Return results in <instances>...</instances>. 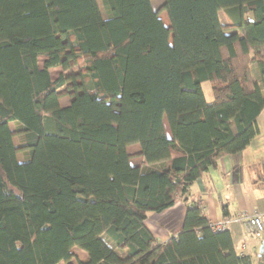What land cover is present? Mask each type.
<instances>
[{"label":"trees","instance_id":"1","mask_svg":"<svg viewBox=\"0 0 264 264\" xmlns=\"http://www.w3.org/2000/svg\"><path fill=\"white\" fill-rule=\"evenodd\" d=\"M160 10L168 26L152 0H0V264H252L188 193L259 132L264 0ZM178 198L182 227L159 242L144 221Z\"/></svg>","mask_w":264,"mask_h":264},{"label":"crops","instance_id":"2","mask_svg":"<svg viewBox=\"0 0 264 264\" xmlns=\"http://www.w3.org/2000/svg\"><path fill=\"white\" fill-rule=\"evenodd\" d=\"M226 17L225 20L220 15L222 23L227 27H232V21L227 15ZM251 18V15H247V19ZM206 83L208 82L201 84L202 90ZM262 92L264 95V90ZM204 97L208 103L212 102V91L211 95L209 93V98L205 93ZM257 124L258 134L243 150L221 157L215 167L210 168L190 185L189 201L196 200L204 204L203 212L208 221L243 211L264 213V108L257 117ZM166 132L169 135V131ZM132 145L138 146V144ZM128 152L131 155L132 165L145 163L144 157L139 154L140 149L136 150V154L133 155L130 151ZM179 155L181 152L178 150L171 152L172 157ZM186 209V202L178 198L164 211L151 213L144 224L159 242H165L180 231ZM230 235L237 252L249 255L252 264H255L264 236L262 239L254 238L239 225L230 230Z\"/></svg>","mask_w":264,"mask_h":264},{"label":"rangeland","instance_id":"3","mask_svg":"<svg viewBox=\"0 0 264 264\" xmlns=\"http://www.w3.org/2000/svg\"><path fill=\"white\" fill-rule=\"evenodd\" d=\"M164 2V0H152V5L155 9H159L160 13H159V16L160 18H162L163 20V23L165 25H169V20H168V17H167V14L166 12L163 10H160V7L162 5V3ZM221 14V17H223V19H227L226 15L224 14L223 11L220 12ZM42 61H43V57H39L38 58V63L40 66H42ZM60 72V68L59 67H56V68H51L50 69V74H51V78L54 80L56 79L58 73ZM252 73L253 74H258V67L256 64H253L252 65ZM203 90H204V93L206 95L207 98H209V93L211 95V88H210V84L206 83L204 84L203 86ZM61 91H64V88L61 89ZM68 103V97L67 96H63L62 99H61V104H67ZM10 129L15 132L16 131V127L14 125V123H11L9 125ZM167 127V126H166ZM167 130L169 131L168 127H167ZM13 144L16 148L18 147H21L22 146V138L21 136H19L18 134H15L13 136ZM136 150H139V146L137 145H131L129 146L128 148V151H130L133 154H136ZM16 158L18 159L19 162H22V160H24V151L20 150L16 153ZM105 239L108 241V239L105 237ZM109 242V241H108ZM72 252L75 254V257L72 259V263H76L77 260H87V253L77 247H73L72 248ZM59 264H64L63 262H60Z\"/></svg>","mask_w":264,"mask_h":264},{"label":"built area","instance_id":"4","mask_svg":"<svg viewBox=\"0 0 264 264\" xmlns=\"http://www.w3.org/2000/svg\"><path fill=\"white\" fill-rule=\"evenodd\" d=\"M236 225L243 227L250 236L262 239L264 236V213L243 211L231 216H219L213 221H208V226L213 232L230 231ZM239 253L242 254V252Z\"/></svg>","mask_w":264,"mask_h":264},{"label":"water","instance_id":"5","mask_svg":"<svg viewBox=\"0 0 264 264\" xmlns=\"http://www.w3.org/2000/svg\"><path fill=\"white\" fill-rule=\"evenodd\" d=\"M257 257L258 260L256 264H264V239L261 242Z\"/></svg>","mask_w":264,"mask_h":264}]
</instances>
